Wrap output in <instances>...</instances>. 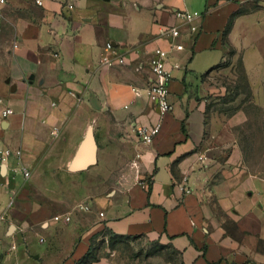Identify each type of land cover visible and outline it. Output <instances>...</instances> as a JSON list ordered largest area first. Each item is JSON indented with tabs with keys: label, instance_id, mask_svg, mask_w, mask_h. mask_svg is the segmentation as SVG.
Masks as SVG:
<instances>
[{
	"label": "crops",
	"instance_id": "0c3cea01",
	"mask_svg": "<svg viewBox=\"0 0 264 264\" xmlns=\"http://www.w3.org/2000/svg\"><path fill=\"white\" fill-rule=\"evenodd\" d=\"M249 1L0 6V151L20 150L30 174L12 176L15 157L0 164V264H75L101 229L165 242L183 264H264L257 134L243 130L249 120L239 110L208 108L215 87L206 80L226 42L234 45ZM182 11L201 17L183 24ZM176 26L183 49L170 51L172 108L160 116L144 90L153 50H169L166 31ZM108 45L122 65L100 64ZM158 122L152 143H141L136 129ZM89 128L95 164L71 171Z\"/></svg>",
	"mask_w": 264,
	"mask_h": 264
},
{
	"label": "rangeland",
	"instance_id": "374dc122",
	"mask_svg": "<svg viewBox=\"0 0 264 264\" xmlns=\"http://www.w3.org/2000/svg\"><path fill=\"white\" fill-rule=\"evenodd\" d=\"M238 14L234 45L226 42L224 61L206 76L215 87L208 108L226 114L239 110L248 116L250 122L243 130L257 134L255 153L260 164L264 160V0H250ZM230 27L231 22L227 31ZM89 244L92 264H181L169 244L145 237H117L101 229Z\"/></svg>",
	"mask_w": 264,
	"mask_h": 264
},
{
	"label": "built area",
	"instance_id": "2783aa9c",
	"mask_svg": "<svg viewBox=\"0 0 264 264\" xmlns=\"http://www.w3.org/2000/svg\"><path fill=\"white\" fill-rule=\"evenodd\" d=\"M7 0H0V6H3ZM45 0H34L35 5L42 6ZM72 7L69 6V9ZM176 18L183 22V24L192 25L196 20L200 19V15L188 13L185 11L177 12L175 14ZM190 30L193 32L195 27H191ZM166 37L171 40L169 44V50H163L161 48H156L153 50L151 61H150V81L145 88L144 92L147 99L156 105L157 111L160 116L171 111V103L169 102V84L171 82L170 71L167 68V63L169 59V54L171 50L181 51L183 49L181 44H177L174 40L178 39L180 34L179 26L169 28L167 31ZM173 42V43H172ZM16 45H14V48ZM124 63L123 58L116 56L113 53L112 48L108 45L104 49V53L101 56L100 64L106 67H113L114 65H122ZM133 92L136 96H139V93L136 89H133ZM12 114V111L9 108H6L2 112L3 117H7ZM161 128V123L158 122L150 127H139L136 129V137L143 144H151L153 139L157 136ZM10 157H15L16 167L11 171L12 176L15 174H20L24 179L29 178V171L21 162V151L16 150L12 151L10 149H3L0 151V164L6 165ZM186 179H183L185 181ZM177 188L181 192H185V187L182 184L177 185ZM84 211H88V207L81 208ZM99 217H103V213H99ZM58 218H55L57 220ZM67 221V220H66Z\"/></svg>",
	"mask_w": 264,
	"mask_h": 264
},
{
	"label": "water",
	"instance_id": "95a60500",
	"mask_svg": "<svg viewBox=\"0 0 264 264\" xmlns=\"http://www.w3.org/2000/svg\"><path fill=\"white\" fill-rule=\"evenodd\" d=\"M90 104L94 109H99L97 101L95 99L90 100ZM95 141L93 137L92 129H88L84 140L80 144L73 160L70 164L69 169L71 171H82L87 167L95 164Z\"/></svg>",
	"mask_w": 264,
	"mask_h": 264
},
{
	"label": "trees",
	"instance_id": "16d2710c",
	"mask_svg": "<svg viewBox=\"0 0 264 264\" xmlns=\"http://www.w3.org/2000/svg\"><path fill=\"white\" fill-rule=\"evenodd\" d=\"M113 236H117V237H119V235H116V234H114V233H112V232H110ZM96 236V235H95ZM94 236V237H95ZM120 237H124V236H120ZM125 237H130V236H125ZM172 248V247H171ZM173 249V248H172ZM173 252H176L174 249H173ZM176 253H178V252H176ZM179 254V253H178ZM90 255H91V248H90V246H89V249H88V251H87V253L80 259V260H78L75 264H92L93 262H94V260H92V259H90ZM181 264H183L182 262H181Z\"/></svg>",
	"mask_w": 264,
	"mask_h": 264
}]
</instances>
